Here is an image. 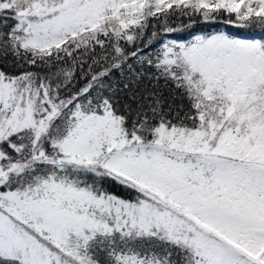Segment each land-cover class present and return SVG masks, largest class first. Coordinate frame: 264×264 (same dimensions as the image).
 I'll return each mask as SVG.
<instances>
[{
    "label": "snow or ice",
    "instance_id": "obj_1",
    "mask_svg": "<svg viewBox=\"0 0 264 264\" xmlns=\"http://www.w3.org/2000/svg\"><path fill=\"white\" fill-rule=\"evenodd\" d=\"M0 264H264V0H0Z\"/></svg>",
    "mask_w": 264,
    "mask_h": 264
},
{
    "label": "trees",
    "instance_id": "obj_2",
    "mask_svg": "<svg viewBox=\"0 0 264 264\" xmlns=\"http://www.w3.org/2000/svg\"><path fill=\"white\" fill-rule=\"evenodd\" d=\"M208 30V29H205ZM148 86L151 87V82H148ZM143 87V85H142ZM156 90L162 93V98L166 102H171L174 100L175 103H180V99H175L179 95L180 90L175 89L173 85L169 84L165 86L164 82L161 81L160 84L157 86Z\"/></svg>",
    "mask_w": 264,
    "mask_h": 264
}]
</instances>
